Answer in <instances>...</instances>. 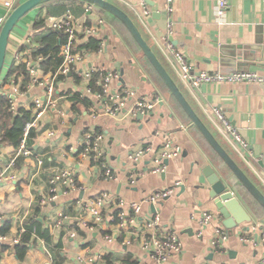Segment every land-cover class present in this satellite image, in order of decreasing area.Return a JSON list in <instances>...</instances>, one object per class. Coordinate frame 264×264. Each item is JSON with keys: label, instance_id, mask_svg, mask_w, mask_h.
I'll list each match as a JSON object with an SVG mask.
<instances>
[{"label": "crops", "instance_id": "crops-1", "mask_svg": "<svg viewBox=\"0 0 264 264\" xmlns=\"http://www.w3.org/2000/svg\"><path fill=\"white\" fill-rule=\"evenodd\" d=\"M26 0H0V16ZM125 11L140 29L144 38L177 82L197 114L209 127L222 146L247 175L257 184L264 183V82H214L194 88L180 72L175 51L180 52L194 72L230 74L251 71L264 77V0H227L230 8L223 21L216 15L218 0H174L172 12L167 0H109ZM6 3H11V7ZM87 2L81 0H55L43 3L27 13L10 34L2 77L7 78L13 62H25L29 56L15 60L22 45L34 41V25L39 18L50 26L51 21L62 18L70 11L79 24L91 26L98 17L105 20L96 28L102 40V51L84 55L76 70L57 81L56 94L59 107L67 116L54 110L45 112L39 129L28 142L34 157L42 159L41 166L32 157L20 156L14 167L10 160L17 149L0 145V229L5 221L11 222L0 241V264H85L79 258L98 256L97 264H162L141 247V229L120 231L109 218L115 210L107 206V222L92 229L91 219L76 203H85L102 192H110L124 200L120 210L131 211V203H140L139 222L149 221L155 212L160 214L163 232H177L183 250L165 264H259L264 260V209L243 189L242 204L251 221L238 225L231 233L223 250L213 245L215 229L222 225L215 206L209 200L208 180L216 175L230 176L217 153L193 125L182 107L172 96L139 46L132 41L124 24L95 6L92 20L86 16ZM34 34V35H33ZM132 36V35H131ZM88 39V38H87ZM85 39V40H87ZM84 40V41H85ZM116 69L123 82L112 84L115 91H134L127 106L136 98L147 97L157 101L155 109L146 114H131L127 109L120 116L93 112L96 103L87 95L91 84L84 74L89 70ZM40 67L37 76L45 77ZM74 93L90 99L91 105L76 103ZM44 88L34 86L24 97L16 98L17 107L33 108ZM220 107L227 119L235 125L247 142L241 148L217 121L213 109ZM33 111V109H32ZM94 129L106 137L107 164L119 175V181L101 176V168L79 156V145L84 131ZM47 130L55 134L49 136ZM172 139L181 147L178 157L165 161L166 170L159 174L151 171L153 159L164 142ZM151 151L138 162L128 158L130 152L145 146ZM71 170L83 188L79 192L60 194L48 201L50 178L55 172ZM135 175L137 182L130 185ZM174 189L170 197L157 205L147 202L158 190ZM40 208L39 210H37ZM214 214L213 220L198 236V219L203 212ZM70 218L68 226L57 227L59 213ZM31 217L38 218L48 229L53 243L33 236L22 259L16 254L12 240L26 229ZM246 227H249L246 230ZM75 232V236L71 232ZM0 236L2 234L0 233ZM113 240L109 241L108 237ZM254 238L256 243L245 242ZM60 242L59 248L53 244ZM59 253V254H58Z\"/></svg>", "mask_w": 264, "mask_h": 264}, {"label": "built area", "instance_id": "built-area-1", "mask_svg": "<svg viewBox=\"0 0 264 264\" xmlns=\"http://www.w3.org/2000/svg\"><path fill=\"white\" fill-rule=\"evenodd\" d=\"M167 2L168 11L172 12L174 10V0H167ZM6 5L11 7V3H6ZM229 8L230 4L227 0L217 1L216 15L219 22L223 21L225 12ZM11 11L12 8H10L4 15L0 16V31ZM85 13L86 16H89L88 18L92 20L95 15L94 6L92 4H87ZM92 23L93 24L91 26L85 25L84 23H77V20L70 11H67L62 18L57 20L53 19L51 21L50 26L64 34V42L62 43L60 50V56L62 57L63 62L55 73H51L49 76L39 77L37 76V72L39 70V62L42 60V57H39L37 61H35L32 57L26 58L25 63L31 77L30 82L26 85V92H23L21 89L22 78L6 79L1 77L0 94H4L7 95V97L10 96L12 98V101L10 102L12 112H16L18 109L16 98L24 97L27 92H29L36 85L44 88L43 97L38 96L33 102V118L27 123L24 129L23 139L16 153L10 160L9 168L15 166L17 159L20 156L32 157L37 161L39 166L42 165V159L34 157V153L28 148L27 139L29 132L32 129H39L43 116L48 110H54L61 117L67 116L66 111L58 106L59 98L56 94L57 77L60 75L66 76L70 74L76 70L78 64L84 61L85 54L80 51H76V46L85 39L96 36V28L103 26L105 24V20L102 17H98ZM100 51H102V48ZM20 56V52L17 51L15 53V60H19ZM175 56L179 63L182 78L185 81H188L194 88L201 87L205 83L214 82H264L263 76L251 71H235L226 75L222 73L194 72L189 62L180 52L175 51ZM95 75L96 78H94ZM84 77L88 81H94L93 85L90 84L87 87L86 93L87 95H93L95 98L94 100L96 103L92 105L93 112L95 114L102 111L105 114L120 116L125 109L134 115L137 113L146 114L152 112L156 107L157 101L147 97L136 98L131 107H128V102L135 97L136 93L130 90L115 91L112 89L113 82L120 78V73L116 69L96 71L89 70L84 74ZM213 112L224 131L229 134L241 148H245L247 146V142L238 132L235 125L227 119L223 110L220 107H215ZM47 134L49 136H53L55 133L51 130H47ZM78 149L80 157L99 165L101 168L100 174L104 179L119 181V175L110 165L107 164L106 137L102 132L94 129L84 131L82 141L80 142ZM150 151L151 147L149 145L140 147L130 152L128 158L133 162H138ZM180 154L181 147L174 144L173 140L168 138L164 142L162 148L157 151L156 156L153 159L151 171L159 174L165 172V161L178 157ZM136 182L137 178L133 175L130 178V185H134ZM82 189L83 188L79 185L76 176L71 170L55 172L50 178L48 201L56 200L60 194L65 195L73 191L79 192ZM173 190L174 189L171 188L158 190L148 197L147 202L152 205H157L164 199L170 197ZM76 203L79 204V208L82 213L85 214L84 221L86 220L85 216L91 219L92 229L94 227L104 225L107 222V217L109 216L107 213V206L114 207L115 210L112 214H110L109 218L112 219L121 232L130 227L141 229L142 236L140 238L142 249L148 251L150 256L159 263H167L183 250V243L177 232H163L160 226L161 219L158 212L154 213L151 220L143 223L139 222L138 215L140 214L142 208L140 203H131L129 206L131 211L127 213L119 209V206L124 205V200L107 191L100 193L85 203H82L81 200L77 199ZM116 210H118L117 213ZM58 216L59 220L56 223L57 227L68 226L66 220L70 217L63 212L59 213ZM213 218V213L205 211L201 214L198 219L200 226L198 234L199 237L203 235V228L207 226ZM25 232L26 229L22 228L20 233L12 240V242L14 244L19 243ZM71 235L75 236V232L72 231ZM228 238L229 234L226 228L223 225H219L215 229L213 245L218 247V249L223 250L225 247L224 244ZM108 240L112 241L113 237L109 236ZM0 241H7V236H0ZM243 241L256 243L255 239L251 237L244 238ZM261 242L264 245V232L261 236ZM98 258V256H87L79 258V261L85 264H97ZM259 264H264V260Z\"/></svg>", "mask_w": 264, "mask_h": 264}, {"label": "water", "instance_id": "water-1", "mask_svg": "<svg viewBox=\"0 0 264 264\" xmlns=\"http://www.w3.org/2000/svg\"><path fill=\"white\" fill-rule=\"evenodd\" d=\"M51 1L55 0H26L16 6L8 15L0 31V80L5 67L9 38L12 30L16 24L31 10L43 3ZM81 1L93 4L107 11L124 24L165 86L182 107L192 122V125L198 129L208 144L217 153L224 165L229 169L231 173L230 176L216 175L214 178L208 180L207 183L209 200L214 204L216 215L221 220L222 225L229 230V233H231L238 225L250 222L251 216L247 214V211L243 207V193H241L240 189H243L245 194L247 193L251 196L264 209V183L262 186L257 185L222 146L209 127L197 114L177 82L173 79L155 51L144 38L133 19L125 11L111 3L109 0ZM119 79L120 83H122V77ZM248 228L249 227H246V230H248Z\"/></svg>", "mask_w": 264, "mask_h": 264}, {"label": "trees", "instance_id": "trees-1", "mask_svg": "<svg viewBox=\"0 0 264 264\" xmlns=\"http://www.w3.org/2000/svg\"><path fill=\"white\" fill-rule=\"evenodd\" d=\"M35 35L34 41L22 45L19 49V52L23 57L29 56L32 57L35 61L39 57H42V60L39 62V67L45 73H55L61 66L63 59L60 56L61 45L64 42V34L52 27H48L46 24H43V21L39 18L37 19L34 25ZM132 41L137 45L134 38L129 33ZM138 46V45H137ZM102 48V40L97 37H89L87 40L79 43L76 46V51H80L83 54L87 53H97ZM6 79L10 78H22L21 89L23 92H26V85L30 82L31 77L27 65L25 62L19 60V62H13L7 72ZM64 78L62 75L57 77V81ZM96 78V75L94 76ZM94 81L91 82L93 85ZM28 94V92H27ZM12 98L4 94H0V145H11L14 148L18 149L20 143L23 139L24 129L28 122L33 118L32 109H27L24 107H19L16 112L11 111L10 102ZM71 101L76 103H83V105L90 107V99L80 97V94L74 93L71 97ZM34 130L32 129L29 132L27 143L34 136ZM38 208L37 210H39ZM118 210H116V213ZM11 227L10 221H5L0 233L2 235L6 234ZM33 236L36 238L39 237L43 239L48 245L53 243L52 237L48 229H45L43 223L36 217H31L26 222V232L22 235L19 243L15 245L16 254L19 259H22L28 251V246L32 241ZM54 247L59 248L61 243L58 242L53 244ZM59 254V253H58Z\"/></svg>", "mask_w": 264, "mask_h": 264}, {"label": "rangeland", "instance_id": "rangeland-1", "mask_svg": "<svg viewBox=\"0 0 264 264\" xmlns=\"http://www.w3.org/2000/svg\"><path fill=\"white\" fill-rule=\"evenodd\" d=\"M9 67H10V65H9ZM9 67H8V69H9Z\"/></svg>", "mask_w": 264, "mask_h": 264}]
</instances>
